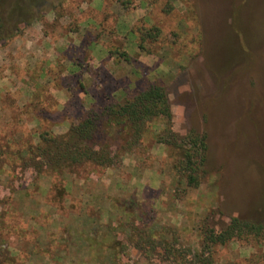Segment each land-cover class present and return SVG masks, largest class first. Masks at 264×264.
<instances>
[{
    "label": "rangeland",
    "instance_id": "1",
    "mask_svg": "<svg viewBox=\"0 0 264 264\" xmlns=\"http://www.w3.org/2000/svg\"><path fill=\"white\" fill-rule=\"evenodd\" d=\"M6 1L20 3L0 42V264H178L167 245L187 264H264V239L209 259L201 237L232 216L264 222V0ZM153 82L177 137L207 135L198 187L151 134L110 168L23 164L40 131Z\"/></svg>",
    "mask_w": 264,
    "mask_h": 264
},
{
    "label": "trees",
    "instance_id": "2",
    "mask_svg": "<svg viewBox=\"0 0 264 264\" xmlns=\"http://www.w3.org/2000/svg\"><path fill=\"white\" fill-rule=\"evenodd\" d=\"M32 2L36 7L45 1ZM18 4L15 6L6 0H0V42L17 34L11 29L9 18L16 12ZM54 8H57L56 4L53 5L52 9ZM151 30L148 31L149 37L156 39L160 29L153 27ZM121 56L125 60L129 59L125 52ZM173 122L174 116L166 87L153 82L123 101L112 99L103 105H94L65 133L55 134L51 129L40 131L37 145L34 148L32 145L27 150L30 159H26L23 164L33 167L38 173L46 169L64 173L66 169L72 170L85 164L110 168L116 163H122L121 154L131 153L137 148L141 150L145 137L151 134L156 143L166 146L172 158L171 168L178 182H184L188 187H198L207 158V135L193 128L185 136L177 137ZM159 126L161 131L154 132L153 128ZM2 150L0 148V160L4 155ZM5 165L8 163L2 160L0 168ZM201 237L202 247L210 259L217 245H225L236 238L264 239V222L232 216L230 223L221 231L214 228L203 229ZM164 248L175 256L178 264H187L185 257L177 254L168 245ZM210 262L214 261L211 259Z\"/></svg>",
    "mask_w": 264,
    "mask_h": 264
}]
</instances>
